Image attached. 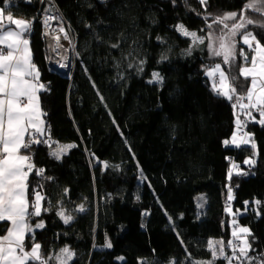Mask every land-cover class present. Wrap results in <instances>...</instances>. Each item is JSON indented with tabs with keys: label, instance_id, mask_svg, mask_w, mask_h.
I'll return each instance as SVG.
<instances>
[{
	"label": "trees",
	"instance_id": "trees-1",
	"mask_svg": "<svg viewBox=\"0 0 264 264\" xmlns=\"http://www.w3.org/2000/svg\"><path fill=\"white\" fill-rule=\"evenodd\" d=\"M55 1L76 36L69 77L48 66L40 0H0L31 21L32 57L45 85L40 99L49 137L32 145L30 173L32 193L39 187L44 197L35 218L44 227L27 236V245L40 244L47 261L68 246L75 253L70 264H192L212 258L211 237L223 238L232 255L227 242L235 219L236 228L250 230L251 259L233 264H264V125L248 127L255 148L224 143L236 127V101L217 95L205 75L222 58L210 55L207 39L196 46L177 30L183 24L198 36H220L213 18L241 13L248 0ZM244 14L264 23L254 11ZM248 31L264 44V28L253 24ZM236 38L235 62L222 67L237 95H245L250 78L239 68L247 46ZM153 72L162 80H153ZM67 142L74 147L59 159L50 154ZM253 156V165L244 164ZM233 160L246 175L228 178ZM200 192L207 197L202 214ZM62 207L73 215L67 224L57 215ZM8 226L0 223V235Z\"/></svg>",
	"mask_w": 264,
	"mask_h": 264
},
{
	"label": "snow or ice",
	"instance_id": "snow-or-ice-1",
	"mask_svg": "<svg viewBox=\"0 0 264 264\" xmlns=\"http://www.w3.org/2000/svg\"><path fill=\"white\" fill-rule=\"evenodd\" d=\"M10 2V0H6ZM205 4L207 0H200ZM245 11H254L264 18V0H248L243 6L241 13H227L222 17L213 18V23L222 25L221 35L216 37L209 33L207 37L198 36L195 31H188L183 24L177 26V30L185 37H190L193 45L209 41L207 47L213 57H221L222 63L207 66L205 75L211 79L212 90L228 100L235 99L234 108L239 109L249 120H256L252 115V110L259 113L258 123L264 125V44L257 39L249 26L264 28V23H258L248 18ZM8 23L4 22V9L0 8V223L10 222V227L6 229V235L0 237V264H70L74 253L66 246L60 249L48 261L42 258L41 245L33 243L30 251H26L24 240L26 233L33 231L28 223L31 217L41 214V201L44 197L39 191H33L34 199L31 201L32 211H29L28 200V177L33 173L34 165L30 162L31 157L21 155V151H30L33 144L45 143L44 140L35 139L37 134L42 135L45 131L44 121L41 117L44 113L41 110L38 93L45 88L39 83V71L32 62V53L29 48V40L24 38L31 30L30 22L21 19H13L12 15L7 16ZM54 17H47L45 23ZM229 22H231L229 24ZM15 26L17 30H11ZM212 27L211 24L208 25ZM64 32L63 28H60ZM239 35L243 45L250 50L245 52L242 48L240 56L246 62V66L239 68V74L246 80L250 78V86L247 87L245 95H237L236 88L232 80L224 71L223 65H230L236 59V37ZM67 39V33L64 34ZM59 39V38H57ZM115 47V45H114ZM191 53V47L186 50ZM166 59V57H162ZM143 63V62H141ZM61 67L66 65L61 64ZM153 80L160 81L162 77L159 73H152ZM234 80V78H232ZM152 82V81H150ZM247 103H244V101ZM245 122L241 121L239 115L236 118L237 131L232 133L231 140H225L227 145L231 143L239 147L240 145L255 144L250 135H238L242 131ZM27 136V138H26ZM74 147L72 144L60 145L55 151L50 153L57 159ZM255 160L249 158L244 161L246 165H253ZM239 169V165L233 164L228 170V178L231 179L234 171ZM43 169H39V174H43ZM237 175H243L242 171H236ZM51 179V178H49ZM67 191V190H65ZM233 199L232 189H228V200ZM248 202L245 201V204ZM260 204L259 200L255 201ZM83 210V205L79 206ZM231 212V208H226ZM65 224L69 223L73 217L66 215L63 208L57 212ZM236 225V221H232ZM42 223L35 225L42 228ZM250 230L246 227L233 228V240L227 242V246L232 249L229 256L224 251L223 241H208V249L212 253V260L208 262L192 261V264H215L216 259L223 258L231 264L233 258L237 260H250L248 252L250 244L247 235ZM234 240L239 241L235 244ZM106 247H111L110 242ZM169 264H175L170 261Z\"/></svg>",
	"mask_w": 264,
	"mask_h": 264
},
{
	"label": "built area",
	"instance_id": "built-area-1",
	"mask_svg": "<svg viewBox=\"0 0 264 264\" xmlns=\"http://www.w3.org/2000/svg\"><path fill=\"white\" fill-rule=\"evenodd\" d=\"M40 3H41V6H40V11H39V21L42 25V36H43V40L45 42V55L47 56L48 65H49L51 70L58 72V73H59V71L60 72L61 71L62 72H68V74L70 76L72 73V70H73V63L71 61V56H72L73 50H74V48L72 47V45L70 43V39L72 38V34L74 32L72 31L68 21L65 19L63 13L59 9L55 0H40ZM46 5H49L50 7L47 8ZM47 17H54V19L48 20V22L45 23V19ZM60 19H62L67 26H65V25L60 26V24H59ZM60 28H63L64 32H61ZM49 31L50 32H56L58 38L63 39V41H64L63 42L64 45H62L63 48L61 45L58 46V44H55L53 47H51L50 36L48 34ZM32 32H33V27H31V30L28 33V37H31ZM65 33H67V38H69V39L64 38ZM69 34L71 35V38H70ZM75 39H76V36H75ZM75 39H74V41H75ZM57 58L61 59L60 63H57V61H56ZM61 64H64L66 66L61 67L60 66ZM236 112H237V115H239V118L241 119V121L245 122V126L242 129V131H240V134L241 135H244L245 133L249 134L248 127L251 124L252 120H249L246 115H240L238 113V111H236ZM255 113L256 112L252 110L253 116H255ZM41 138H42V135H40V134H37L35 136V139H41ZM29 156L31 157L30 162L34 163L33 154L30 153ZM233 164L239 165V169H237L236 171H242L243 173H245L244 168L242 167V165L239 162L233 160L232 166H233ZM243 175H246V174H243ZM35 189H36V191L40 192L39 187H36ZM229 207H230V203L227 202L225 204V208H229ZM240 225H241L240 222L236 223V226H240ZM237 243L239 244L240 242L237 241Z\"/></svg>",
	"mask_w": 264,
	"mask_h": 264
},
{
	"label": "crops",
	"instance_id": "crops-1",
	"mask_svg": "<svg viewBox=\"0 0 264 264\" xmlns=\"http://www.w3.org/2000/svg\"><path fill=\"white\" fill-rule=\"evenodd\" d=\"M0 8H2V7H0ZM2 9H4V17H5L4 22H5L6 24L8 23V21H7V19H6L8 15H12V17H13L14 20H15V19H21V20H25V21H27V22H30V24H31V21H30V20H28V19H26V18H24V17L14 16L10 11H7L5 8H2ZM11 30H17V29L15 28V26H13ZM24 38H26V39L29 40V48H30L31 53H32V49H31V45H30V37H28V33L26 34V36H25ZM244 51L250 53V50H249L247 47H244ZM32 62L34 63V61H33V57H32ZM34 64H35V63H34ZM35 65H36V64H35ZM243 66H246V62L244 63ZM36 68H37V65H36ZM37 70H38V68H37ZM38 71H39V70H38ZM39 83H42V81H41V79H40V75H39ZM42 84H43V83H42ZM41 91H42V90H41ZM41 91L38 93V96H39V102H40L41 110H42V112L44 113V111H43V109H42L41 99H40V93H41ZM236 110L238 111L239 114L241 113V111L239 110V107H237ZM236 115H237V112H236ZM255 117H256V120H254V121L258 122V120L260 119V117H259V113L256 112V113H255ZM41 119L44 121V125H43V127L45 128V131L43 132L42 136H43V137H45V136H48V137H49V133H47L48 130H47V122H46L45 116L43 115V116L41 117ZM235 123H236V121H235ZM236 131H237V127H235L234 132H236ZM237 134H238V135H241L240 132H238ZM250 136H251V138H252V135H251V134H250ZM231 137H232V136H231ZM231 137L228 139L229 141L231 140ZM26 138H27V136H26ZM252 141H253V139H252ZM253 142H254V141H253ZM254 144H255V143H254ZM229 145L232 146V147H237V146H235V145H232L231 143H229ZM247 145L252 146L251 143H249V144H247ZM247 145H240V146H247ZM240 146H239V147H240ZM255 147H256V144H255ZM26 152H27V151H23V150H22L20 154H21V155H27ZM251 159H255V157L253 156V158H251ZM27 183H28V186H29V187H28V200H29V205H30V206H29V211H32V208H31V201H32V199H31V193H32V191H31V188H30V174H29V177H28V181H27ZM42 209H43V200L41 201V211H42ZM36 217H38V216H33V217H31L30 220L28 221V223L32 226L33 231H32L31 233H26V235H25L24 247H25V250H26V251H30V250H31V247L33 246V244L31 245V247L27 245V243H26V238H27V236H28L29 234H32L35 230L39 229V228H36L35 225L40 224V223H42V224L44 225L43 221L35 219ZM8 223H9V226H8V228H9L11 225H10V222H8ZM43 227H44V226H43ZM4 235H6V233H4L3 235H0V237H3ZM33 243H37V242H33ZM58 252H59V251H58ZM50 257H51V256H50ZM49 259H50V258H49ZM52 264H56V262L53 261Z\"/></svg>",
	"mask_w": 264,
	"mask_h": 264
},
{
	"label": "rangeland",
	"instance_id": "rangeland-1",
	"mask_svg": "<svg viewBox=\"0 0 264 264\" xmlns=\"http://www.w3.org/2000/svg\"><path fill=\"white\" fill-rule=\"evenodd\" d=\"M46 7L47 8H49L50 6L49 5H46ZM232 13V12H231ZM236 13H238V12H236ZM239 14V13H238ZM231 22H229V24H230ZM59 24H60V26H63V25H65V26H67L65 23H64V21L62 20V19H60L59 20ZM41 27H42V25H41ZM74 35V36H73ZM214 35V34H213ZM69 36H70V38H71V35L69 34ZM214 36H216V37H218L217 35H214ZM43 37V36H42ZM67 39H69V38H67ZM74 39H75V34L73 33L72 34V38L70 39V43H71V45H72V47L75 49V41H74ZM236 40H237V38H236ZM75 52H74V50H73V54H74ZM72 54V56H71V61H72V63H73V58H74V55ZM49 66V65H48ZM225 71V70H224ZM244 103H247V101L245 100L244 101ZM237 109V108H236ZM240 110V109H239ZM237 111V110H236ZM241 111V110H240ZM253 111H255V110H253ZM240 115H245L242 111H241V113H240ZM253 122H256V121H254V120H252V122L251 123H253ZM68 144H72L73 145V143L72 142H67V143H64V144H62V145H68ZM34 146V145H33ZM33 146L31 147V150L30 151H27L26 152V154L29 156L30 155V153H32L33 154V160H34V155H35V150H33ZM56 150V149H55ZM70 149H68L67 150V152L69 151ZM67 152H65V153H67ZM65 153H63V154H65ZM62 154V155H63ZM33 165H34V163H32ZM35 191H36V189H34ZM33 190V191H34ZM228 196V195H227ZM232 196H233V198H234V194H233V191H232ZM31 199L33 200L34 199V197H33V195L31 194ZM195 200H196V204H197V207H198V211H199V214H202V212L205 210V208H206V205H207V197H206V193L205 192H200V193H198V194H196V196H195ZM227 200H228V198H227ZM233 200V199H232ZM229 201V200H228ZM231 202V201H230ZM63 209H64V211H65V214L66 215H71L72 217H73V215L70 213V212H68L64 207H62ZM61 210V209H60ZM78 210H80L79 209V207H78ZM230 213H233L232 212V210H231V212ZM233 220H235V219H231V223H232V221ZM237 227V226H236ZM235 227V225H233V223H232V230H233V228H236ZM242 227H246V228H248L247 226H242ZM249 229V228H248ZM247 239H248V236L246 237ZM209 240H214V241H223L224 242V239L223 238H220V237H211ZM233 240V239H232ZM64 247H66V246H64ZM64 247H62V248H64ZM68 247V246H67ZM61 248V249H62ZM70 250H71V252H73L74 253V250H72L70 247H68ZM224 251H225V253H226V249H225V247H224ZM59 252H60V250H59ZM59 252H57V254H59ZM227 254V253H226ZM74 255H75V253H74ZM74 257V256H73ZM219 259V258H218ZM223 259V258H222ZM212 260V258L210 259V260H196V261H200V262H208V261H211ZM226 264H228V262L226 261ZM231 264H233V260H232V262H231Z\"/></svg>",
	"mask_w": 264,
	"mask_h": 264
},
{
	"label": "bare ground",
	"instance_id": "bare-ground-1",
	"mask_svg": "<svg viewBox=\"0 0 264 264\" xmlns=\"http://www.w3.org/2000/svg\"><path fill=\"white\" fill-rule=\"evenodd\" d=\"M31 27H33V25ZM48 34L50 36V45H51V47H53L55 44H58V46L64 45L63 44V42H64L63 39H57L58 36H57V33L56 32H50L49 31ZM62 48H63V46H62ZM60 60H61L60 58H57L56 59L57 63H60L61 62ZM248 132H249V129H248ZM250 134H251V132H249L248 135H250Z\"/></svg>",
	"mask_w": 264,
	"mask_h": 264
},
{
	"label": "water",
	"instance_id": "water-1",
	"mask_svg": "<svg viewBox=\"0 0 264 264\" xmlns=\"http://www.w3.org/2000/svg\"><path fill=\"white\" fill-rule=\"evenodd\" d=\"M49 68H50V67H49ZM52 71H53V70H52ZM54 72H55V71H54ZM59 73H60L61 75H63V76L69 77L68 72H62V71L60 72V71H59Z\"/></svg>",
	"mask_w": 264,
	"mask_h": 264
}]
</instances>
